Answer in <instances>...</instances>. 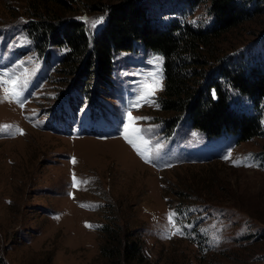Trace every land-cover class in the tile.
I'll list each match as a JSON object with an SVG mask.
<instances>
[{
	"label": "rangeland",
	"instance_id": "rangeland-1",
	"mask_svg": "<svg viewBox=\"0 0 264 264\" xmlns=\"http://www.w3.org/2000/svg\"><path fill=\"white\" fill-rule=\"evenodd\" d=\"M32 1L0 0V80L8 81L0 84V259L107 264L103 247L128 237L154 264H264V111L262 133L241 142L207 137L186 121L168 129L162 57L143 48L113 57L108 84L95 89L91 79L90 91L76 89L80 81L72 87L73 73L60 65L67 49H39L23 28ZM171 5L152 6L163 24L174 12L203 28L214 22L208 2ZM248 6L261 12L230 35L226 54L235 59L264 53V0ZM103 14H86L89 31ZM233 101L256 111L244 98ZM126 125L130 134L142 130L143 156L124 139Z\"/></svg>",
	"mask_w": 264,
	"mask_h": 264
},
{
	"label": "trees",
	"instance_id": "trees-1",
	"mask_svg": "<svg viewBox=\"0 0 264 264\" xmlns=\"http://www.w3.org/2000/svg\"><path fill=\"white\" fill-rule=\"evenodd\" d=\"M38 1L27 3L25 9L32 16L22 26L37 48L49 44L67 49L60 65L63 71L73 73L72 87L80 81L76 89L85 87L88 92L91 79L95 89L102 83L108 84L113 57L123 51L143 48L162 57L164 83L159 102L167 116L168 129L186 121L207 137L232 135L238 142L262 133L264 53L259 58L243 57L240 53L237 59L226 54L230 35L261 12L252 11L248 6L250 0ZM166 1L171 2L173 9L180 7L175 3L192 9L208 2L214 22L209 28H203L173 17L178 15L174 12L166 14L167 21L163 24L153 14L157 10L152 6L158 7ZM79 4L86 13H78ZM52 5L57 8L54 11L57 15L52 14L51 10L55 9ZM97 11L105 12L104 19L91 32L86 26L85 20L89 18L86 14ZM234 95L246 99L256 111L249 113L234 108ZM112 234L113 229L107 232L108 236L115 237ZM104 248L102 253L107 264H154L145 260L138 240L118 238L115 244ZM0 264L5 263L0 259Z\"/></svg>",
	"mask_w": 264,
	"mask_h": 264
},
{
	"label": "snow or ice",
	"instance_id": "snow-or-ice-1",
	"mask_svg": "<svg viewBox=\"0 0 264 264\" xmlns=\"http://www.w3.org/2000/svg\"><path fill=\"white\" fill-rule=\"evenodd\" d=\"M0 84L2 85H7L8 84V81L7 80H0ZM18 84L19 82L17 81L16 84H14L11 88H5V94L6 96L7 95H15L16 92H17V88H18ZM151 95H154V90L152 92H149L147 93V96H151ZM147 96H142L141 98L145 99V102H148L147 101ZM139 103L140 101L137 100L135 103H134V107L136 106H139ZM137 119H141V118H134V117H131L130 114H129V120L131 121H135ZM11 126H8V125H5L4 128L7 129V128H10ZM141 129L139 128H135L133 127L132 130H131V134L128 132L127 130V125L125 126V133H124V139L133 146V148L138 152V154L140 155H144V153L147 151V145H148V141L145 140L143 138L142 135H139L141 133ZM130 135L131 136H134L136 140L139 141V144H137L136 142H134V139L133 138H130ZM73 180H74V184L73 186H76V178L75 176L73 177ZM80 183H87V181H80ZM176 213L174 212H170L169 213V223L172 224L173 227H175V221H174V217H175ZM179 231V229H177V232ZM175 234V233H174Z\"/></svg>",
	"mask_w": 264,
	"mask_h": 264
},
{
	"label": "bare ground",
	"instance_id": "bare-ground-1",
	"mask_svg": "<svg viewBox=\"0 0 264 264\" xmlns=\"http://www.w3.org/2000/svg\"><path fill=\"white\" fill-rule=\"evenodd\" d=\"M73 223H75V222H73ZM77 230L79 231L80 229H79V228H77Z\"/></svg>",
	"mask_w": 264,
	"mask_h": 264
}]
</instances>
